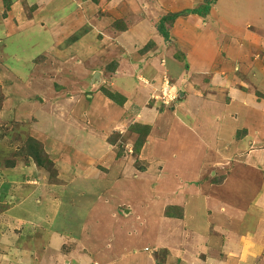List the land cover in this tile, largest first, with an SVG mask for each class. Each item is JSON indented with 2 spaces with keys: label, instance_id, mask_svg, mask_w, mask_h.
<instances>
[{
  "label": "crops",
  "instance_id": "obj_1",
  "mask_svg": "<svg viewBox=\"0 0 264 264\" xmlns=\"http://www.w3.org/2000/svg\"><path fill=\"white\" fill-rule=\"evenodd\" d=\"M176 1H168L165 8L172 9ZM125 2L138 7L136 0ZM164 15L136 18L139 23L110 33V41L101 48V55L99 50L95 52L99 55L97 62L72 67L77 73L82 72L83 84H90V72L94 69H98L99 79L112 77L111 91L123 96L125 101L119 105L97 89L93 95L86 96L93 113L100 112L93 134L98 135L102 144L106 143L109 132L118 130L127 142L118 149L107 141L106 152L101 153L89 138L82 141L85 147L95 151L94 157L101 160L100 166L106 170L104 175L100 172L97 179L93 178V182L106 183L91 182L87 194L78 192L70 197L78 199L76 208H64L69 217L78 215V225L68 227L74 229L72 239L78 242V247L61 256L67 258L64 264H81L76 260L88 264L90 258L97 264L114 262L117 257L126 256H129L126 264H160L154 252L156 248L165 251L161 264H193L181 242L170 241L176 234L175 226L164 223L190 216L187 222L199 225V220L192 219L196 218L194 212L200 203L206 207L201 211V219L207 223L205 229L211 219L220 223L228 209L241 214L240 222L232 219L223 226L213 223L225 236L208 234L206 240L215 249L224 247V251L210 256L213 249H208L206 264H210L208 260L213 256L218 257L214 258L216 264H233L242 261L240 254L250 253L246 261L253 258L251 254L260 253L255 243L245 240L239 232L232 233L231 227L237 222V231L244 229L250 223L248 211L255 213V220L264 218V211L256 205L259 201L264 203V0H241L239 7L232 0H216L204 16H179L171 26L167 25L168 41L156 28ZM87 37L89 34L79 40ZM97 45L96 40L90 44L94 48ZM104 65L107 73L101 71ZM162 73L177 81L179 89L177 101L163 109L149 102L154 89L152 82H158ZM75 84L72 89L79 91L80 82L75 80ZM62 85L67 87L66 83ZM45 100L38 108L46 134L50 123L63 124L59 117L63 119L65 115L61 112L60 116L58 107L67 100L58 101L57 109L49 96ZM7 101L4 98L0 114L6 121L12 117L21 120L23 104L13 102L12 108ZM84 104L79 102L78 106L82 108ZM74 110L79 112L75 107ZM133 124L149 127L138 154L133 151L138 134L129 130ZM57 125L53 127L57 129ZM80 134L84 138V133ZM73 140L74 137L69 141ZM100 155L106 160L100 159ZM137 161L142 168L134 166ZM136 182L142 183L141 188ZM246 197L252 199L248 209L233 207ZM109 200L114 205H109ZM166 210L173 216H166ZM81 213L85 215H82L84 221ZM107 219L116 225L115 232L108 229ZM160 222L164 224L163 232ZM140 232L145 239L142 244L135 242ZM255 237L261 244L258 236ZM191 243L196 249L202 241L198 238ZM196 260L201 261L199 257Z\"/></svg>",
  "mask_w": 264,
  "mask_h": 264
},
{
  "label": "rangeland",
  "instance_id": "obj_2",
  "mask_svg": "<svg viewBox=\"0 0 264 264\" xmlns=\"http://www.w3.org/2000/svg\"><path fill=\"white\" fill-rule=\"evenodd\" d=\"M125 1L0 0V110L4 108L2 105L4 98L12 108L13 102L23 104L21 120L12 117L6 121L2 113L0 114V264H64V259L67 258L61 256L78 247V242L72 239L74 229L68 228L78 225V215L71 214L72 216L69 217L70 213H64V208H76L78 199H70V197L78 192L82 195L87 194L86 190H89L88 184L91 182L94 185L106 183L98 182L100 180L93 182V178L97 179L100 172L104 175L106 170L100 166L101 160L94 157L95 151L85 147L82 141L89 138L91 144L93 143L92 146L101 153L106 152L107 141L115 144L118 149L127 142V140L124 142L118 130L109 132L106 143L102 144L98 142V135L93 134L100 112L93 113V106H90L91 108L87 106L90 99H86V96L93 95L94 89L101 92V88H104L112 92L109 85L112 77L106 75L102 77L103 79H99L98 69H94L90 72V84H83L82 72L79 74L72 67L76 64L81 66L88 62H97L101 48L110 41L112 34L119 32L123 26L137 23L136 18L142 15L151 19L165 13H178L203 7L208 0H177L176 4L172 5V9L165 8L168 1L172 2V0H136L138 7L128 5ZM232 1L233 5L239 7L241 0ZM94 30L96 32H93ZM87 34L89 37L79 40ZM94 40L98 44L97 48L90 46ZM97 50L99 55L95 53ZM107 70L106 65L101 67L102 72L107 73ZM79 77L80 80L77 79ZM165 77L178 87L177 81L162 73L157 79L158 82H153L154 89L149 94L150 98ZM75 80L80 82L79 91L72 89L76 87ZM64 83L68 88L62 85ZM53 86L56 88V93ZM36 91L40 93H37L38 96L35 95ZM33 92V96L30 95ZM50 92L52 93L49 95ZM48 96L56 109L57 102L61 99L66 98L67 102L58 107L60 116L61 112L65 115L63 119L59 117L60 121L64 120L63 124H56V129L53 127L56 125L50 123L48 133L45 134V126L42 125L38 107L41 108L46 103L45 98L48 99ZM79 102H84L83 106L86 107H79ZM149 102L150 104L155 102L158 107L165 108L154 99H150ZM31 104L36 105V108L31 107ZM74 107L79 109V112L75 111ZM111 119L116 121L115 117ZM80 133H84V138L80 137ZM72 137L74 140L71 143L69 140ZM30 146L39 149L45 167L36 165L28 153ZM103 158L106 160L104 155L100 159ZM134 166L137 169L143 167L138 161ZM137 185L141 188L142 183L139 182ZM251 200L246 197L233 207L248 209ZM109 205H114L112 200H109ZM256 205L264 211L263 202L259 201ZM205 208L203 203H200L194 212L196 218L192 220H199L197 226L187 222L186 219L190 216L164 223L175 226L176 234L170 237V241L181 242L183 249L187 250V258L195 264H206L207 260L204 258L211 247L213 250L210 256L214 255V252L221 255L224 251V247L221 250L215 249L213 243L208 245L206 240L208 234L220 233L222 238L225 236L218 228L216 230L213 223L216 226L220 224L223 226L232 219L241 221V214L238 215L236 210L228 209L222 214L220 223L211 219L208 223L209 227L205 229L207 223L201 219V211H205ZM119 212L121 214V210ZM82 213L81 219L85 216ZM247 216L251 217L250 223L244 229L237 231V222H235V227H231L234 230L232 233L239 232L245 240L255 243L260 253L251 254L253 258L246 261L245 258L247 259L250 253L240 254L243 256L242 261L233 264H264V230L258 228V223L262 228L264 227V218L259 219L260 221L255 220V213L250 214L249 211ZM105 221L108 229L115 232L116 225L109 222V219ZM164 224L163 222L159 224L161 232L164 231ZM130 225L131 223L127 226ZM101 234L103 235V231ZM184 234L186 236L182 238ZM255 236H258L262 245ZM136 237L141 239H135L138 244H142L141 242L145 240L141 232ZM198 238L202 243L196 245L197 248L194 249L192 247L194 243L191 241ZM154 252L157 260L160 261L157 262L161 264L165 251L156 248ZM133 253H136V250ZM198 257L200 262L196 260ZM117 258L114 262L106 261L98 264H126L129 256L125 259ZM214 258L218 257L209 258L210 264L217 263ZM93 261L90 258L88 264H97ZM76 262L84 263L78 260Z\"/></svg>",
  "mask_w": 264,
  "mask_h": 264
},
{
  "label": "trees",
  "instance_id": "obj_3",
  "mask_svg": "<svg viewBox=\"0 0 264 264\" xmlns=\"http://www.w3.org/2000/svg\"><path fill=\"white\" fill-rule=\"evenodd\" d=\"M215 2H216V0H208L203 7H197V8L191 9V10H186V11H182V12H178V13L166 14L159 19V21L156 25L157 31L165 40L168 41L170 36H169V31H168L167 25L171 26L177 17L183 16V15L197 14L200 16H204L205 14H207L210 7L213 4H215ZM151 44L152 43L150 42L149 44L146 45V47L150 46ZM142 51H144V50H140V52H142ZM176 58L177 59L179 58L178 53H176ZM113 64L115 65V63H113ZM101 92L107 98H109L110 100H112L113 102H115L119 105H122L125 101V98L118 93H112V92H110L104 88H101ZM129 130L138 134V138L135 141L134 146H133V151L138 154L140 152L145 140H146L147 135L149 134V127L145 126V125H140V124H133V125L129 126ZM38 150L39 149L36 146H30L28 153L33 158L36 165L45 167V164H43L44 161L41 159V154H40L41 152ZM165 215L171 216L172 214L170 215L167 211H165ZM177 216H180V214Z\"/></svg>",
  "mask_w": 264,
  "mask_h": 264
},
{
  "label": "built area",
  "instance_id": "obj_4",
  "mask_svg": "<svg viewBox=\"0 0 264 264\" xmlns=\"http://www.w3.org/2000/svg\"><path fill=\"white\" fill-rule=\"evenodd\" d=\"M161 82L162 83L156 88L155 92L151 95V99H154L156 102H159L164 106L171 105L173 101L179 98V89H177V87L171 84L172 82L170 83V81H168L166 77Z\"/></svg>",
  "mask_w": 264,
  "mask_h": 264
}]
</instances>
